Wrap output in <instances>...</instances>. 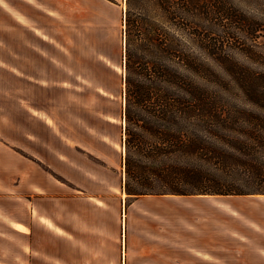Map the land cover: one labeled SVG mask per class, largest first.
<instances>
[{"label": "rangeland", "instance_id": "rangeland-1", "mask_svg": "<svg viewBox=\"0 0 264 264\" xmlns=\"http://www.w3.org/2000/svg\"><path fill=\"white\" fill-rule=\"evenodd\" d=\"M200 1L196 28L200 41L208 45L216 98L242 99L245 87L263 89L264 0ZM130 3L0 0V262L264 264L260 258L264 253L255 246V233L264 235V194L212 196L208 204L215 205V211L207 203L184 197L190 195L172 196L173 200L165 195L128 199L122 187L127 12H132L131 23H155L149 27L157 30L159 38L167 23L158 0ZM19 159L34 161L63 186L44 192L45 198L37 194L33 203L28 197L18 200ZM64 170L74 172L75 179ZM99 170L103 172L97 180L75 173ZM78 184H89L87 189L101 193L103 203L97 210L84 205L79 210L82 216L74 212L71 223L78 234L66 238L55 232V224L64 219V191L79 193ZM28 205L35 207L36 217L47 221H36L35 235L19 230L27 228L16 223L30 222ZM208 212L213 214L208 217H215L217 230L224 229L232 239L228 250L199 260L194 251L181 252L178 235L184 227L197 229ZM101 214L102 230L95 225ZM244 224L249 237L240 229ZM144 234L154 240L153 245L144 242ZM170 242L176 250L161 245ZM137 248L141 251L133 250Z\"/></svg>", "mask_w": 264, "mask_h": 264}, {"label": "trees", "instance_id": "trees-1", "mask_svg": "<svg viewBox=\"0 0 264 264\" xmlns=\"http://www.w3.org/2000/svg\"><path fill=\"white\" fill-rule=\"evenodd\" d=\"M158 3L167 19L161 38L149 27L155 23H131L127 12L128 199L264 194V88L245 87L242 99L216 98L208 45L196 28L201 1Z\"/></svg>", "mask_w": 264, "mask_h": 264}, {"label": "crops", "instance_id": "crops-1", "mask_svg": "<svg viewBox=\"0 0 264 264\" xmlns=\"http://www.w3.org/2000/svg\"><path fill=\"white\" fill-rule=\"evenodd\" d=\"M56 158L58 160L59 159L63 160L62 155H58ZM68 163L72 164V159H69ZM81 170L83 171V169ZM76 172H78L80 176H84V177L89 176L91 177L92 180H97L94 178H96L98 174L101 175L100 172H103V170H99L97 171V173H94L96 175H94L93 172L87 173V172L75 171V173ZM63 173L66 176L75 179V176L73 174L74 172L72 173V172L64 170ZM62 184H63L62 182L51 179L47 173L43 172L40 169V167L34 163V161L30 162L27 160L25 161L24 159H19L16 162L15 192H16V198L18 200L23 201L24 197H28L30 203H33L35 201L34 199L37 198V194H39L38 195L39 198H45L43 197L44 196L43 194H46L44 192H54V188H57V187L61 188L63 186ZM87 185L90 186L89 184ZM78 186L80 185L78 184ZM88 186H80V188L77 190L79 193L64 191L63 194H65L64 196L65 198L63 199V206H62L64 219L60 221V223L55 224L56 229H57V230L55 229V232L57 234L64 235V237L66 238H72V237L77 236L78 230L71 223V216L73 215V213L75 212V215L80 214L82 216L83 214L80 213L81 211L79 210H82L84 205H86L88 208H91L92 210H97L98 208H100V206H102L101 203H103V200L100 199V196L102 197V194L94 192L93 189L91 188L87 189ZM172 196H178V195H165L166 198H169L171 200H173V198H176ZM212 196L213 197L217 196L218 198H227L225 195H190V196H184V197H190V198H193L192 200L196 202L208 204L210 202V197ZM227 203H230V202H227ZM207 207L209 208L210 204H208ZM29 208L31 212L30 222L28 224L19 222V221L16 222V223H20L26 226L27 229L22 230V229H19L18 227L16 228L23 232L35 235L36 234V221H41V220L44 222H47V221L43 219V216L42 217L40 216V218L36 217L34 206L30 205ZM209 209L210 210L212 209L215 211L216 207L215 205H213ZM85 214L88 215L87 212H85ZM161 214H164V213H161ZM165 214L169 216L170 213H165ZM182 214L186 217L192 216L191 212H188V213L183 212ZM206 214H207V217L209 215H213V214H210V212ZM143 216H149V215H146L143 213ZM67 217H70V221H68ZM97 219L98 218H96L95 220L96 229L99 228L100 230H102L103 229L102 214H101V218L99 219V222ZM216 226H217L216 219L214 216H211V217H208L206 221L202 223V225L200 224L197 229L190 230L184 227L182 230H180V234L178 235L179 240H180L179 243L183 246L182 247L183 249L181 250V252L194 251L197 253L196 255L197 259L203 260L202 257L209 259V257L206 256V254L213 255L217 251L223 252V251L228 250L226 246L230 244L229 242L232 239V235L226 234L224 229L217 230ZM240 229L241 231L242 230L245 231V234L243 235L247 237L251 236L249 235V232H248L249 230L246 224H244L243 226L240 225ZM169 238L171 240L173 238V235H170ZM143 239L147 245H153L154 240H152L151 237H149L148 235L144 234ZM255 239L257 240V243L255 245L256 248L258 249L259 252L264 253V235L260 234L259 232H256ZM161 245L167 246L168 248L171 249V251L172 250L174 251L177 249L176 245H173L171 242L169 244L161 243ZM22 250L24 252H27V248L25 247ZM133 250L141 251V249L139 248L133 249ZM260 258L264 259V256L260 255ZM0 263L3 264L2 262Z\"/></svg>", "mask_w": 264, "mask_h": 264}, {"label": "water", "instance_id": "water-1", "mask_svg": "<svg viewBox=\"0 0 264 264\" xmlns=\"http://www.w3.org/2000/svg\"><path fill=\"white\" fill-rule=\"evenodd\" d=\"M124 108H125V102H124ZM124 130H125V125H124Z\"/></svg>", "mask_w": 264, "mask_h": 264}, {"label": "bare ground", "instance_id": "bare-ground-1", "mask_svg": "<svg viewBox=\"0 0 264 264\" xmlns=\"http://www.w3.org/2000/svg\"><path fill=\"white\" fill-rule=\"evenodd\" d=\"M221 204H223V203H221Z\"/></svg>", "mask_w": 264, "mask_h": 264}]
</instances>
